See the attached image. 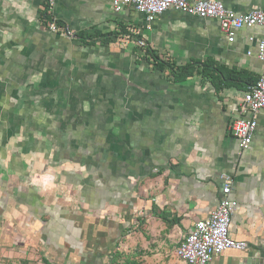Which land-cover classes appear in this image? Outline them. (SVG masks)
Here are the masks:
<instances>
[{"label": "crops", "instance_id": "1", "mask_svg": "<svg viewBox=\"0 0 264 264\" xmlns=\"http://www.w3.org/2000/svg\"><path fill=\"white\" fill-rule=\"evenodd\" d=\"M43 1L0 0V243L36 242L65 253L63 263L78 249L89 261L140 221L176 239L174 264H184L175 248L216 208L226 174L238 202L230 235L247 249L210 264L263 263L264 115L242 154L229 130L260 76L263 30L229 42L215 19L174 9L148 28L112 0H56L52 32ZM220 1L237 14L264 9Z\"/></svg>", "mask_w": 264, "mask_h": 264}, {"label": "built area", "instance_id": "2", "mask_svg": "<svg viewBox=\"0 0 264 264\" xmlns=\"http://www.w3.org/2000/svg\"><path fill=\"white\" fill-rule=\"evenodd\" d=\"M55 1L44 0L50 14ZM112 7L117 13L129 7L135 9L145 17L148 28L158 16L170 9L191 16L215 19L229 42L235 40L237 31L241 29L260 27L263 30L256 50V56L261 63L260 76L240 100L237 116L229 125L239 154L248 150L257 127L258 116L264 115V9L254 8L247 13L237 14L224 8L220 0H112ZM50 17L48 29L56 32L59 25L54 17ZM133 42L141 48H147L146 42L141 38H136ZM248 55H252V52L249 51ZM222 178L224 183L216 208L207 217L196 221L180 238L175 248L176 257L184 264H210L215 255L228 249H247V242L235 240L230 235L231 220L238 202L231 197L232 177L225 174Z\"/></svg>", "mask_w": 264, "mask_h": 264}, {"label": "rangeland", "instance_id": "3", "mask_svg": "<svg viewBox=\"0 0 264 264\" xmlns=\"http://www.w3.org/2000/svg\"><path fill=\"white\" fill-rule=\"evenodd\" d=\"M137 226V234L122 235L114 250L100 252L101 255L95 254L97 256L89 261L84 254H77L78 249L72 250L69 254L75 256L73 260L71 259L72 262L63 263L65 253L56 250L48 252L45 246L36 242L18 244L9 248H5L0 243V264H174L176 262L173 254L176 239L159 234L153 235L140 221Z\"/></svg>", "mask_w": 264, "mask_h": 264}, {"label": "trees", "instance_id": "4", "mask_svg": "<svg viewBox=\"0 0 264 264\" xmlns=\"http://www.w3.org/2000/svg\"><path fill=\"white\" fill-rule=\"evenodd\" d=\"M42 19L43 21H45V23L47 24L50 20V13L48 12V7L46 5V3L43 1V10H42ZM59 26L60 23H58ZM151 56L153 57L154 60H158V56H156L153 52H150ZM164 62H158V66L160 67H164ZM192 65H188L185 67H181L179 72H177L175 69L172 70V74L174 76V80L176 81H183L185 80L188 76H190L192 74L191 71H189V69L191 68Z\"/></svg>", "mask_w": 264, "mask_h": 264}, {"label": "water", "instance_id": "5", "mask_svg": "<svg viewBox=\"0 0 264 264\" xmlns=\"http://www.w3.org/2000/svg\"><path fill=\"white\" fill-rule=\"evenodd\" d=\"M258 250H261V251L264 252V246H261L260 248H258ZM261 264H264V261H263V263H261Z\"/></svg>", "mask_w": 264, "mask_h": 264}]
</instances>
